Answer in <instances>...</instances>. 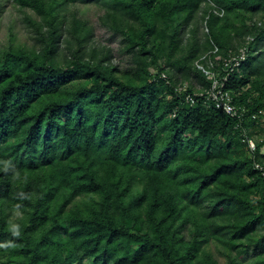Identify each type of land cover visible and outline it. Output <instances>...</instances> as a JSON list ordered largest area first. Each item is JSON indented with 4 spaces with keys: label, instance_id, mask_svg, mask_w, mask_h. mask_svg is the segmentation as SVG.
I'll use <instances>...</instances> for the list:
<instances>
[{
    "label": "trees",
    "instance_id": "obj_1",
    "mask_svg": "<svg viewBox=\"0 0 264 264\" xmlns=\"http://www.w3.org/2000/svg\"><path fill=\"white\" fill-rule=\"evenodd\" d=\"M11 1L34 42L0 48V264H221L206 232L264 264V0Z\"/></svg>",
    "mask_w": 264,
    "mask_h": 264
},
{
    "label": "rangeland",
    "instance_id": "obj_2",
    "mask_svg": "<svg viewBox=\"0 0 264 264\" xmlns=\"http://www.w3.org/2000/svg\"><path fill=\"white\" fill-rule=\"evenodd\" d=\"M1 11H0V48L6 47L10 42V32L14 35L13 42L16 44H21L25 46H31L34 40L30 37V33L25 27L23 22V11L11 1V0H0ZM70 11L76 12L79 18L85 20L93 28V39L97 45L109 47L113 53V61L118 63L121 70H126L129 68V55L123 50V37L119 34L111 32L106 27L102 26L99 22V16L102 14L103 10L93 3H81L75 2L69 5ZM29 12V13H28ZM27 13L33 14L31 11ZM11 28V30H9ZM250 147H253V143L250 142ZM261 150L264 152V145L261 146ZM79 199V198H78ZM185 201L187 198L185 197ZM78 201V200H77ZM184 214V213H183ZM17 215H14V217ZM192 219L191 215H187V219L183 222L182 228L180 230L181 239L187 240L189 236V231L192 229ZM263 232V231H262ZM256 235V233H255ZM254 235V236H255ZM200 249L197 253L198 256L205 251L212 255L219 263H226V258L222 255L226 251V248L219 243L216 239L215 234H210L206 232L204 235L200 236ZM135 247V244H132ZM264 247V243L262 244ZM264 253V250H262ZM250 253V252H249ZM234 256V251L231 252ZM7 258L6 255H0V260L4 262ZM243 259L245 261L250 260V255L244 254ZM242 264H246L243 262Z\"/></svg>",
    "mask_w": 264,
    "mask_h": 264
},
{
    "label": "built area",
    "instance_id": "obj_3",
    "mask_svg": "<svg viewBox=\"0 0 264 264\" xmlns=\"http://www.w3.org/2000/svg\"><path fill=\"white\" fill-rule=\"evenodd\" d=\"M235 65H237L235 63ZM209 77L212 75L209 74ZM208 96L213 101L216 108H219L224 111L225 114L233 117L237 114V108L231 103V96L228 92L223 91L217 86V83L214 82L211 89L207 91ZM250 148H254L250 147Z\"/></svg>",
    "mask_w": 264,
    "mask_h": 264
}]
</instances>
